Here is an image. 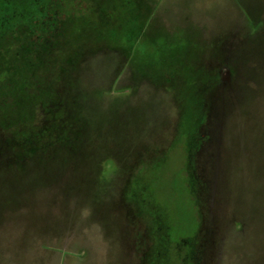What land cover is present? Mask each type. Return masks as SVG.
<instances>
[{
  "label": "rangeland",
  "instance_id": "rangeland-1",
  "mask_svg": "<svg viewBox=\"0 0 264 264\" xmlns=\"http://www.w3.org/2000/svg\"><path fill=\"white\" fill-rule=\"evenodd\" d=\"M3 51L0 264H264V0H8Z\"/></svg>",
  "mask_w": 264,
  "mask_h": 264
},
{
  "label": "trees",
  "instance_id": "trees-1",
  "mask_svg": "<svg viewBox=\"0 0 264 264\" xmlns=\"http://www.w3.org/2000/svg\"><path fill=\"white\" fill-rule=\"evenodd\" d=\"M8 0H0V18H1V16L4 14V9L6 8V2H7ZM55 1V0H54ZM56 5V4H55ZM28 7V6H27ZM30 7V6H29ZM57 7V6H56ZM22 55H23V64H24V66H27V68L29 67V65H30V61H31V55H32V49H30V48H25L24 49V51H22ZM8 55V53L7 52H5V51H3V53L2 54H0V55H2V57L3 56H5V55ZM38 64L40 63V59H38V62H37ZM5 65V64H4ZM5 67V66H4ZM3 67V68H4ZM2 70L3 69H0V76H1V72H2ZM13 79H11V82H9V84L12 86V85H14L13 83H14V78L15 77H12ZM0 80H2V77L0 78ZM18 84H19V82H18ZM44 93V92H43ZM42 93V94H43ZM42 98H40V99H43V95L41 96ZM1 109L3 110V112L7 115V116H9L8 118H9V120H10V117H14L15 115H14V112L12 111V110H7L6 111V109L4 108V105H2V107H1ZM25 110V109H24ZM26 112V111H25ZM26 115H27V113H25V114H23V116L24 117H22V115H20V114H18V116H19V119H21V118H26ZM17 116V117H18ZM21 116V117H20ZM15 118V120H18V118Z\"/></svg>",
  "mask_w": 264,
  "mask_h": 264
}]
</instances>
